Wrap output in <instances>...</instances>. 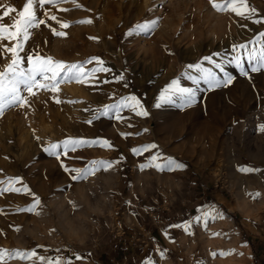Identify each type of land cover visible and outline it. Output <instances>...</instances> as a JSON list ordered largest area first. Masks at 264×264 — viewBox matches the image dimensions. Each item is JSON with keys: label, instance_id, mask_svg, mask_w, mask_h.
Wrapping results in <instances>:
<instances>
[{"label": "rangeland", "instance_id": "374dc122", "mask_svg": "<svg viewBox=\"0 0 264 264\" xmlns=\"http://www.w3.org/2000/svg\"><path fill=\"white\" fill-rule=\"evenodd\" d=\"M25 3L0 0V16L17 9L0 22L11 25ZM247 4L256 10L252 19L218 12L209 0H66L38 8L46 25L30 30L20 53L25 68L27 54L38 52L66 63L99 58L110 71L87 83H61L55 93L41 90L29 106L0 116V180L18 177L22 183L15 186L30 189L0 194V249L37 254L30 260L5 254L0 264H40L38 257L66 264H264V70L245 76L228 63L241 54L233 45L257 53L261 47L264 23L254 21L264 20V0ZM52 15L70 27L61 29ZM152 20L158 26L150 33L134 31ZM51 28L66 35L57 37ZM242 55L247 70L248 52ZM209 56L223 71L204 59ZM9 61L10 54L0 55V71ZM197 64L218 79L225 72L235 79L210 90ZM97 66L93 61L85 68ZM173 81L192 89L195 102L171 92L162 100ZM131 96L147 116L118 108ZM67 138L107 140L111 147H81L60 160L43 151ZM151 144L158 147L134 154ZM157 152L185 167L142 171ZM101 160L115 166L78 181L61 166L79 169ZM34 197L39 215L18 211ZM206 213L217 215L206 226L203 219L195 222ZM187 222L191 234L172 227Z\"/></svg>", "mask_w": 264, "mask_h": 264}, {"label": "snow or ice", "instance_id": "6c2138e0", "mask_svg": "<svg viewBox=\"0 0 264 264\" xmlns=\"http://www.w3.org/2000/svg\"><path fill=\"white\" fill-rule=\"evenodd\" d=\"M66 2V0H26V3L23 5V9L18 11V17L13 20L11 25H5L0 22V42L9 41L13 42L12 46L0 43V55L7 57L10 54V61L5 66L3 71H0V116L3 113L12 108V107H26L29 106V97L37 95L41 90L51 91L53 93L59 91V85L65 82H77V83H87L90 80L94 79L96 73L99 72H108L109 69L103 67V61L99 58H91L83 63H66L63 61L54 60L51 56H41L38 52L33 54H27L26 61L28 67H24L25 57L21 56L20 53L24 51V46L28 42L31 36V29L39 28L40 25H46L44 19H40L37 16V10L43 9L46 4H59ZM75 3V0H72ZM213 9L218 12L231 11L235 15L245 18L252 19V16L255 14L256 10L251 8L247 4V0H223V2H217V0H209ZM77 8L81 7L76 5ZM61 11H67V9H60ZM17 12V9L14 7H8L6 11L3 12V15L0 16V21L4 17L10 16V13ZM47 16L48 13L45 12ZM51 20L56 21L59 24L61 29H66L70 27V24L67 22H62L57 19L55 15L49 17ZM79 23H91V20H82L78 21ZM255 23H264V20H255ZM158 26V20L146 21L144 23L137 24L134 31L137 33L148 34ZM50 27V26H49ZM53 34L57 37H64L66 33L64 31H57L56 28H51ZM132 35V32L128 33ZM260 37V50L257 53L256 48L253 47L251 50H248L247 44L233 45L232 50L235 52L237 49L240 50L241 54L235 56L232 60H229L228 63H234L239 69L240 74L247 76L249 72H257L264 70V33L259 34ZM249 43L255 44V41H250ZM244 51L248 52L247 60L249 63V68L246 70L243 67V55ZM216 55H220L217 53ZM206 61L214 65L217 69L223 71V66L220 63H217L213 60L212 57H205ZM93 61L98 65L92 69H86L85 65L90 64ZM197 70L203 73V79L208 83L209 89H215L219 87H227L230 85L235 77L231 74L225 72L223 79H218L216 75L212 72L211 69H203L199 64L195 65ZM117 80H123V76L116 78ZM107 82V81H105ZM171 92L172 95L180 94L186 104H191L195 102L196 96L195 92L192 89L181 88L179 87L176 81L172 82V85L164 90L162 93L161 99H170L166 94ZM24 93H27L25 95ZM55 98V97H54ZM131 103H128V102ZM57 102L60 101L57 99ZM159 106V105H157ZM130 107L131 110L140 116H147L148 113L143 110L142 106L139 104V101L136 97H126L124 98L118 108ZM139 109V110H138ZM108 109L105 108L102 114L106 115ZM117 119H120L117 116ZM91 123V121H89ZM260 131L264 132V125L260 126ZM37 139H39L37 137ZM85 146H100L105 148H110L111 144L107 140H94L89 141L86 139H75L67 138L63 141L56 143H49L44 147L43 151L47 152L50 156L55 157L57 160H60L61 156H67L69 152H75L81 147ZM158 146L155 144L145 145L141 148L133 149L134 154H141L143 152L155 149ZM61 166L65 171L74 173L72 179L74 181L87 179L91 175H95L98 171H108L115 166V162L112 161H91L89 165H86L84 168H68L61 162ZM143 171L148 168H154L159 172L164 171H176L182 170L185 165L176 161L172 157H165L161 153L157 152L151 155L146 163L139 166ZM240 171L248 173L253 171H259L251 168H242ZM22 183V179L18 177H8L6 180H0V194L4 192H16V193H28L30 194V189L27 186L22 188L16 187V184ZM259 194H254L258 196ZM41 206L40 200L37 197H34L33 204L24 209H18V211H27L29 213L39 215L37 209ZM75 206V205H74ZM214 213H206L203 218L197 217L196 223H199L201 219L204 220L205 226L209 218H215ZM191 225L192 222H187L182 225H174L172 227H181L188 234H191ZM19 231V229H16ZM5 254L7 257L12 259H21V260H30L34 257H37L35 250H6L0 249V262L5 259ZM230 254V253H229ZM161 252V256H163ZM213 256L216 253L212 254ZM220 255H226V253H220ZM80 257H77L79 259ZM40 264H66L64 260L60 257L56 258H45L38 257ZM147 264H152V261H147Z\"/></svg>", "mask_w": 264, "mask_h": 264}]
</instances>
